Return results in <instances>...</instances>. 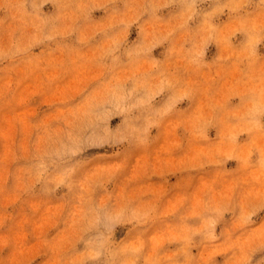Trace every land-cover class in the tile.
<instances>
[{"label": "rangeland", "instance_id": "374dc122", "mask_svg": "<svg viewBox=\"0 0 264 264\" xmlns=\"http://www.w3.org/2000/svg\"><path fill=\"white\" fill-rule=\"evenodd\" d=\"M0 264H264V0H0Z\"/></svg>", "mask_w": 264, "mask_h": 264}]
</instances>
